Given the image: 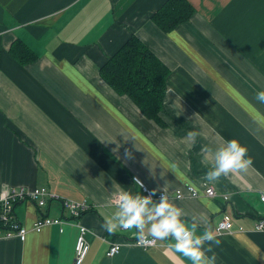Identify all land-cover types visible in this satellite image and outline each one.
Instances as JSON below:
<instances>
[{
  "label": "crops",
  "instance_id": "1",
  "mask_svg": "<svg viewBox=\"0 0 264 264\" xmlns=\"http://www.w3.org/2000/svg\"><path fill=\"white\" fill-rule=\"evenodd\" d=\"M167 1L0 0V193L44 187L59 197L41 208L15 205L16 220L30 231L23 241L0 229V264H74L78 223L90 243L82 264H190L170 247L171 237H152L146 227L157 244L143 248L130 243L138 229L103 227L121 188L145 194L136 179L167 193L198 233L214 231L217 264H264V229L257 228L264 219V126L241 103L264 113L256 99L264 89V0H187L189 21L165 31L153 16ZM133 35L170 70L161 124L100 74ZM15 42L34 58L21 62ZM191 130L201 135L189 144ZM221 137L246 144L253 163L209 181L214 160L203 159V147L218 146ZM189 184L201 191L210 185L217 196L190 198ZM178 191L185 198L176 199ZM64 199L87 210L76 218ZM44 217L62 223L32 230ZM224 217L234 229L218 233ZM115 242L121 250L109 257Z\"/></svg>",
  "mask_w": 264,
  "mask_h": 264
},
{
  "label": "clouds",
  "instance_id": "2",
  "mask_svg": "<svg viewBox=\"0 0 264 264\" xmlns=\"http://www.w3.org/2000/svg\"><path fill=\"white\" fill-rule=\"evenodd\" d=\"M169 36L175 38L174 33H170ZM256 99L264 103V89L256 93ZM241 103L253 119L259 125L264 126V113L246 100L241 99ZM200 135L199 130H191L188 131L185 139L192 144ZM221 139L223 142L218 146L205 145L203 147V159L207 160L211 154L214 160L206 172L209 181L227 175L232 170H247L253 163L246 144L237 138L221 137ZM116 209L111 216L106 218L103 225L108 232L136 228L143 236V230L147 227L152 237L161 240L171 237L170 247L188 258L190 264H217V255L213 251V245H219L221 242L216 238L214 231L205 229L202 233H198L197 225H189L182 219L183 210L173 204L167 194L157 202L150 196L121 188L116 198ZM206 242L207 246H205Z\"/></svg>",
  "mask_w": 264,
  "mask_h": 264
},
{
  "label": "trees",
  "instance_id": "3",
  "mask_svg": "<svg viewBox=\"0 0 264 264\" xmlns=\"http://www.w3.org/2000/svg\"><path fill=\"white\" fill-rule=\"evenodd\" d=\"M193 11L187 0H168L153 19L170 31L189 21ZM12 52L24 63L34 58L19 42H15ZM100 74L117 93L128 96L148 119L161 124L170 70L137 36H131L101 66Z\"/></svg>",
  "mask_w": 264,
  "mask_h": 264
},
{
  "label": "built area",
  "instance_id": "4",
  "mask_svg": "<svg viewBox=\"0 0 264 264\" xmlns=\"http://www.w3.org/2000/svg\"><path fill=\"white\" fill-rule=\"evenodd\" d=\"M137 182L141 185L144 190L145 196L152 197L153 200L159 199L164 196L165 192L154 193L149 190L139 179H136ZM187 194L190 198L200 197L202 192L207 197L214 198L217 196V193L214 187L210 185H204L203 191L198 189L195 185H187L186 186ZM168 195V194H167ZM169 196V195H168ZM58 198L56 195L51 193L47 188H35V189H27L25 187H12L0 193V226L5 228V238L17 237L23 241L27 239V235L30 229L26 226L21 225L15 218L14 215V205L17 202L22 201H34L38 206L44 207L47 205L48 201L51 199ZM117 198V197H116ZM116 198L114 200L116 204ZM176 199L185 198V193L183 191H178L175 194ZM262 201L264 202V196L262 197ZM64 207L69 209L71 214L74 217H79L82 212L87 210V207L83 203H79L72 200H63ZM61 220L59 219H51L49 217L40 218L36 223L31 227L32 230L41 232L42 229L46 226H52L55 224H60ZM80 233L76 244V257L74 264H82L85 257L87 256L90 244L87 239L88 229L78 224ZM257 228L260 230L264 229V219H261L257 225ZM234 229V223L228 217H224L215 227V231L218 233H222L224 231H232ZM126 230V229H125ZM242 230V227L240 228ZM140 232V230H138ZM134 243L140 247L148 248L155 246L157 244V240L155 238H151L147 236L145 233L143 236L139 234V236L132 240ZM122 243L115 242L110 246L107 256L113 257L118 254L121 250Z\"/></svg>",
  "mask_w": 264,
  "mask_h": 264
},
{
  "label": "rangeland",
  "instance_id": "5",
  "mask_svg": "<svg viewBox=\"0 0 264 264\" xmlns=\"http://www.w3.org/2000/svg\"><path fill=\"white\" fill-rule=\"evenodd\" d=\"M24 202H25V201H24ZM30 202H33V203H35V204H36V206H37L38 208H41L40 206H38V205H37V203H36V202H34V201H30ZM17 203H19V202H17ZM17 203H16V204H17ZM16 204H15V205H16ZM15 205H14V208H15ZM38 220H39V219H38ZM38 220H37V221H38ZM35 223H36V222H35ZM36 232H37V231H36Z\"/></svg>",
  "mask_w": 264,
  "mask_h": 264
}]
</instances>
